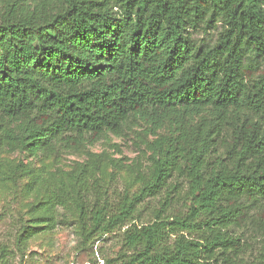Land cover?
Returning <instances> with one entry per match:
<instances>
[{
    "label": "trees",
    "instance_id": "obj_1",
    "mask_svg": "<svg viewBox=\"0 0 264 264\" xmlns=\"http://www.w3.org/2000/svg\"><path fill=\"white\" fill-rule=\"evenodd\" d=\"M218 26L214 43L195 38ZM138 127L153 138L139 189L111 202L99 157L77 162L68 183H43L25 241L72 205L85 240L125 229L104 264H264V0L0 2V178L31 174L2 155Z\"/></svg>",
    "mask_w": 264,
    "mask_h": 264
},
{
    "label": "rangeland",
    "instance_id": "obj_2",
    "mask_svg": "<svg viewBox=\"0 0 264 264\" xmlns=\"http://www.w3.org/2000/svg\"><path fill=\"white\" fill-rule=\"evenodd\" d=\"M40 1L31 0L33 4ZM218 27L208 34L196 33L195 38L204 43H214L220 31ZM143 129L138 127L119 137L110 135L79 151H63L58 155L40 154L28 159L18 154L2 155L1 159L11 164H17L23 158L31 174L20 180L17 186L0 178V261L4 256L3 260L8 264H104L107 259L116 258L125 229L85 240L72 205L58 209L52 221H41L39 226L43 228H36L34 231L37 233L29 240L25 241L27 234L22 232L24 227L34 225L33 217L43 214L42 211L32 212L35 205L45 201L43 183H68L77 162L93 161L99 157L98 175L104 180L111 202L117 201L118 195L126 191L136 192L140 187L136 181L137 173L147 171L151 163L146 150L153 138L147 137ZM34 179H39L37 187L29 191L26 186ZM162 195L161 198L147 200L149 207L159 208V201H164L166 193ZM171 196L174 197L172 211L185 209L188 203L178 192ZM148 216L149 213L143 214L141 221L144 222ZM254 247L257 249L258 245Z\"/></svg>",
    "mask_w": 264,
    "mask_h": 264
}]
</instances>
